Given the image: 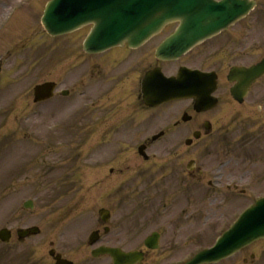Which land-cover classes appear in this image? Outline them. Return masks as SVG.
Returning a JSON list of instances; mask_svg holds the SVG:
<instances>
[{
  "label": "rangeland",
  "instance_id": "rangeland-1",
  "mask_svg": "<svg viewBox=\"0 0 264 264\" xmlns=\"http://www.w3.org/2000/svg\"><path fill=\"white\" fill-rule=\"evenodd\" d=\"M47 1L25 5L21 3L26 0H0V27L5 26L0 30V230L14 232L10 244L0 241V264H51V243L76 264H110L92 261L86 244L99 226L98 211L104 206L113 212L109 245L133 250L153 231L163 232L161 248L151 253L147 264H178L211 247L256 198L264 196V126L258 142L254 135L249 137L245 153L249 174L240 184L247 190L245 195L231 192L222 199L207 197L205 183L190 199L179 194L175 184L169 189L164 177L173 175L174 165L168 153L179 142L173 135L154 147L157 159L142 166V178L137 171L141 165L137 148L176 118V107L151 114L139 108L135 69L141 62L130 58L124 61L128 73L123 81L102 78L103 87L109 86L111 92L101 95L95 108L83 104V86H102L96 83L101 80L87 78L83 72L88 60H93L82 53L87 30L56 39L46 35L41 17ZM15 5L21 7L5 25L6 13ZM147 49L140 61L148 59ZM119 55L100 59L104 73L113 60L120 61ZM46 82H57L59 91L68 90L70 95H56L36 105L33 89ZM106 106L114 107L108 116ZM170 116L174 118L168 119ZM128 121L129 125L121 126ZM123 167L130 173L121 175ZM173 198L175 205L165 209ZM28 200L34 201L31 211L23 208ZM195 211L197 221L192 223L189 217ZM35 226L41 229L39 236L23 242L16 237L18 229ZM255 251L258 259L254 264H264V243ZM248 257L247 253L228 264H245L243 258Z\"/></svg>",
  "mask_w": 264,
  "mask_h": 264
},
{
  "label": "flooded vegetation",
  "instance_id": "flooded-vegetation-1",
  "mask_svg": "<svg viewBox=\"0 0 264 264\" xmlns=\"http://www.w3.org/2000/svg\"><path fill=\"white\" fill-rule=\"evenodd\" d=\"M256 1L258 8L256 15L247 16L223 33L220 38L198 47L178 60L176 64H166L156 59L154 51L161 42L159 39L154 40L152 45L137 51L125 47L106 54L113 55L115 58L120 54V61L113 60L114 66L111 65L107 73H104L103 67L101 68L102 57L86 56L93 60L92 62L88 60L89 63L84 65V75L87 78L101 80L102 82H96L100 85L102 83L104 85L105 82L102 79L104 77L117 83L123 81L128 73L127 63L124 61L128 58L132 61L138 59L137 64L141 62L135 69L138 72L136 87H139L144 75L154 68H159L166 74L180 67L216 73L218 84L215 97L218 99V106L213 110L198 112L193 100L181 101L178 103L177 116L172 127L164 131L165 135L174 134L176 139H179L177 147L168 153L174 165V175L170 181L174 179L176 188L188 198L197 195L199 183L207 177L211 178L209 182L223 183L229 177L245 180L249 174L243 158L249 137L254 135L256 137L254 140L257 141L258 134L264 126V76L251 86L244 102L239 103L230 95L231 85L228 74L234 67H251L264 58V0ZM214 42L217 43L214 44ZM147 48H150L149 54H146L148 59L140 61V56L144 55L143 52L147 51ZM200 59L203 60L201 65L198 63ZM132 66L134 65L131 64ZM114 67L121 69L118 68L116 71ZM103 85L97 89L90 85L83 86V104L90 103L92 108H95L101 101V95H108L111 92L109 86L103 87ZM132 87H134L133 84ZM110 102L113 103L112 100ZM139 104L143 111H150L141 102ZM103 109L106 111V116L114 112L112 106H106ZM121 124V126L129 125V121L128 124ZM152 145L147 142V146ZM220 158H225L223 161L227 162L223 168V170L228 168L226 175L219 169L218 163L222 161ZM213 159H217V165H214ZM127 171L121 173L124 174ZM80 190L82 192V187ZM110 211L112 214V210ZM149 256L150 253H147V261Z\"/></svg>",
  "mask_w": 264,
  "mask_h": 264
},
{
  "label": "water",
  "instance_id": "water-1",
  "mask_svg": "<svg viewBox=\"0 0 264 264\" xmlns=\"http://www.w3.org/2000/svg\"><path fill=\"white\" fill-rule=\"evenodd\" d=\"M248 10L245 3L235 0L221 3L214 0H53L47 7L43 23L50 34L62 35L93 22L95 28L86 48L104 50L125 42L132 47L140 46L167 24L180 22L177 33L161 50L175 54L219 32ZM53 88L51 84L36 88V100L52 96ZM181 88V83L176 81L173 85L150 86L148 94L155 100H158L155 97L165 100L181 94ZM0 236L8 240L9 233L3 232ZM259 238H264V200L245 212L214 249L201 253L190 264L220 260ZM113 254L131 263L140 256L118 251Z\"/></svg>",
  "mask_w": 264,
  "mask_h": 264
},
{
  "label": "bare ground",
  "instance_id": "bare-ground-1",
  "mask_svg": "<svg viewBox=\"0 0 264 264\" xmlns=\"http://www.w3.org/2000/svg\"><path fill=\"white\" fill-rule=\"evenodd\" d=\"M13 20V19H12Z\"/></svg>",
  "mask_w": 264,
  "mask_h": 264
}]
</instances>
